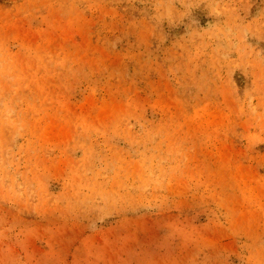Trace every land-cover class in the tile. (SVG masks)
<instances>
[{
	"label": "rangeland",
	"instance_id": "1",
	"mask_svg": "<svg viewBox=\"0 0 264 264\" xmlns=\"http://www.w3.org/2000/svg\"><path fill=\"white\" fill-rule=\"evenodd\" d=\"M0 264H264V0H0Z\"/></svg>",
	"mask_w": 264,
	"mask_h": 264
}]
</instances>
